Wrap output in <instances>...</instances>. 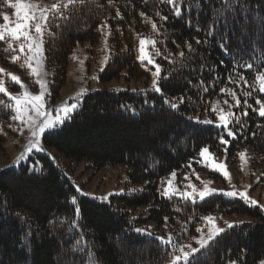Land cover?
<instances>
[{"label":"trees","instance_id":"16d2710c","mask_svg":"<svg viewBox=\"0 0 264 264\" xmlns=\"http://www.w3.org/2000/svg\"><path fill=\"white\" fill-rule=\"evenodd\" d=\"M248 3L264 12V0H248ZM6 9H10L8 4L0 3V13ZM117 10L122 18L116 17ZM157 12L168 19H161ZM65 14L71 19L58 21L62 27L51 28L54 36L45 34L46 58L54 70L55 92L66 81L75 47L85 42L96 44L106 28L98 25L105 24L110 33L111 54L100 74L102 82L123 77L126 82L143 80L144 84L135 89L103 88L89 93L81 108L73 113L74 118L61 126L60 131L43 135V145L67 158L89 161L97 168L123 165L129 182L142 186L129 194L112 196L110 204H102L98 199L80 195L72 177L48 154H37L18 169H4L0 172V213H6L9 218L0 220V264H25L26 253L20 242L29 230L32 264H73L77 233L87 248L101 257L100 264H170L167 249L153 238L156 236L143 235L134 229H145L144 224L151 221L153 227L162 229V237L166 239L172 234L175 240L186 245L194 242L197 229L204 223L202 218L210 213H242L261 218L259 208L248 206L240 199L213 195L195 204H185L178 197L169 200L161 195L164 178L173 171H184L191 164H197L205 147L225 153L230 159L242 150H250L252 164L264 178V117L258 115L259 105L255 102L260 99L264 103V94L259 93L255 80L256 75L264 72L260 67L264 59L260 49H256V57L249 59V54L243 51L247 45L238 48L235 39L228 53L212 40L197 45L195 40H205V34L194 26L195 12L191 14L193 24L189 25L186 7L182 16L176 17L173 6L161 0H112L111 5L107 0H88ZM153 22L157 24L155 31L151 27ZM72 23L79 27L72 28L69 26ZM207 23V17L201 14V28H206ZM140 36L154 38L156 49L162 53L157 56V62L162 69L158 85L163 95L150 85L151 67L138 60ZM188 43L197 49L207 67H214V72L207 68L201 72L199 58L190 65L196 68L195 72L182 67L189 63ZM6 47V42H0L1 61L19 68L11 62L12 53ZM181 51L185 52V58L179 56ZM170 60L176 63L170 64ZM246 63L254 64L252 70L239 67ZM234 69L245 75L250 87L229 83L228 76ZM216 75L219 80L211 83ZM165 76L167 80L163 79ZM200 80L208 87L207 93L203 92ZM221 88L236 91L241 100V106L232 109L236 113L244 111L243 91H253V96L248 98L253 107L247 109L246 117H241L247 127L235 139L227 137L214 124L195 123L206 119L216 121L212 105L217 102L224 111L229 110L223 103L225 99L235 105L230 96L220 92ZM182 95L185 103L178 112L164 103L165 99ZM189 97L194 103H189ZM4 102L11 103L8 99ZM13 114L0 113V140L4 138L3 132L11 129L14 121L9 117ZM233 128L239 125L234 124ZM222 135L229 143L220 142ZM33 167L37 172L29 171ZM30 189L42 196V204L28 199ZM73 196L77 198L76 207L81 209L74 232L70 225L75 218ZM177 207L182 210L178 212ZM138 209L135 215L133 210ZM238 258L241 264H259L264 260V222H243L238 228L228 229L214 242L211 256L202 264H230ZM75 264H80V260L76 259Z\"/></svg>","mask_w":264,"mask_h":264},{"label":"snow or ice","instance_id":"6c2138e0","mask_svg":"<svg viewBox=\"0 0 264 264\" xmlns=\"http://www.w3.org/2000/svg\"><path fill=\"white\" fill-rule=\"evenodd\" d=\"M88 0H66L64 3L53 4L51 8L41 7L38 3H32L30 0H15V3H11L10 0H0V3L8 4L11 8L15 10L16 20L14 25L9 23V16L3 15V21L5 23L0 24V42H6V50L13 53L11 55V60L13 63L22 60L20 67H26L32 77H38L36 83L39 85L40 94L32 95L28 91H24L22 95H11L7 92L4 86V80L0 79V94H3L11 103L5 105L3 100H0V113L11 112L14 113L9 117L11 121H18L24 127H27L31 133V139L29 140V146L26 148V152H32L34 149H39L41 145L42 135H50L53 132L60 131L61 126L65 125L68 121L72 120L73 113H76L82 106V101L84 96L87 94L86 89H82L78 93L77 97L74 98V102L71 104H65L62 107L53 109L54 114H50L45 108V96L47 94V81L43 79V60L44 55V36H54L55 33L51 31V28H61L62 25L58 21H69L71 19L70 15H66L70 9H74L77 4L84 5ZM108 4H112V0H107ZM163 3L173 6L174 15L176 17H181L183 10L186 7L189 17L187 23L189 25L193 24V19L191 14L195 12V28L198 31H203L205 34V40L201 41L196 39L195 43L200 45L201 43H208L210 40L215 41L216 45L220 47L225 53L231 51L233 40L236 41V46L239 48L243 45H247L243 48V51L249 54V59L256 57V49H260L261 57H264V12H261L254 4L249 5L248 0H161ZM195 5V7H193ZM201 14L207 17L208 23L206 28H201L200 17ZM117 18H122L119 10L115 13ZM144 16V13L140 14ZM163 20H167V16H161L159 12L156 14ZM51 26V27H50ZM100 28L107 27V25H98ZM152 29L155 31L157 29V24L155 22L151 25ZM237 29L239 30L237 33ZM163 42V41H161ZM17 44L18 47H13V44ZM157 41L140 39L139 40V55L138 60L140 62H147L149 65L155 67V71L152 73L153 90L157 93H162L161 87L158 85L161 79L160 73L162 71L161 66L156 64L149 52V47H155ZM19 54H16V53ZM187 52L190 54L187 59L188 64H183L182 67H189L191 71L195 72V67H190L194 64L195 60L199 58L201 60L200 71L203 72L206 68L209 72H214V67H207L203 63V57L197 52V49L192 46L191 43L187 44ZM156 56L162 55L161 51L157 48L155 51ZM239 55V53H237ZM181 58H185L186 54L184 51L179 53ZM167 59V57H165ZM170 64L176 63L174 60L169 61ZM240 68L247 67L248 70H252L254 67L253 63H246L244 65H239ZM260 67L264 68V59H262ZM180 69H174V71H179ZM3 74V69H0V75ZM12 82L20 84L23 88V84L20 82V78L16 75L8 74ZM233 76H237V79H233ZM167 80L168 76L163 77ZM219 80V76L213 77L211 83H215ZM255 80L259 85L258 91L264 94V72H260L255 76ZM228 81L231 84H237L242 87H250L248 80L245 75L240 74L239 70H235L229 74ZM189 84L192 83L191 80L188 81ZM200 86L203 88V92H208V87L204 85V81L200 80ZM135 91V90H134ZM220 92L227 96H230L235 105L229 103L228 99H225L223 103L228 106L227 113L224 112L219 104L212 105V111L216 114L217 123L214 124L215 127L223 130L227 137L235 139L239 132H242L247 125L242 122L241 117H246L248 115L247 109L253 106L248 102V98L253 96V91H243V96L246 98L243 103L244 111L241 113L233 112L232 109L235 106L239 108L241 106V100L238 98L237 93L232 88H221ZM178 100V102H176ZM189 103H194L192 99L188 98ZM256 104L259 105L258 115L264 117V103L260 99H256ZM147 103V101H146ZM164 103L168 105L169 109L176 110L180 109V105L185 103V96H180L179 98L173 97L172 99H165ZM127 107V106H123ZM154 110V106H153ZM191 119V118H189ZM195 123L200 124H213V120H197ZM239 125V128L234 129L233 125ZM255 135V133H253ZM222 144L229 143L228 140L224 139V136L219 137ZM208 148L205 147L200 152V157L206 161V166H211L215 170L221 172V174L228 179L229 173L225 170L223 164L215 163L214 161L207 160ZM240 157L243 160L245 153H240ZM27 157L25 153H21L17 158V163L23 161ZM15 165H13L14 167ZM32 173L37 172V169L33 167L29 170ZM173 178L176 177V172L171 173ZM187 179V177H185ZM168 187H164L161 191V195L171 200L173 197H178L185 204L191 203L195 204L198 201H204L207 197L213 195H223L229 198L239 197L247 201L249 204L255 206L257 201L251 200L246 192L236 191H225L218 192L216 189L208 187L206 184L202 190L196 188L195 185L189 183L185 185V190L180 191L179 188L172 187L173 180L167 181ZM190 188L191 191L187 189ZM79 192V188L77 189ZM115 195L114 193H109V196ZM101 201L102 204H110L108 196L96 198ZM77 198L75 196L71 197V204L74 206V219L70 221L71 228L73 232L75 231L76 225L81 217V209L76 207ZM2 206V205H0ZM264 210V206H261ZM178 212L182 209L177 207ZM6 213H0V220L8 219ZM191 218V217H190ZM208 224V235L207 238H201L196 240L198 247H192L190 244L185 245L179 240H175L172 234H169L167 238L164 237H153L155 240L159 241L160 245L167 249V256L170 264H202L203 261L208 260L213 251V244L223 233L228 229L238 228L240 224H233L225 221L227 229L223 227H218L215 223V218L212 216H204L202 218ZM167 220V217H165ZM31 226H29L30 228ZM250 228H254V225H250ZM137 233L151 236L150 232L146 230L136 228L134 229ZM201 229H197L200 232ZM25 235V239L21 240L20 247L25 251L26 258L25 264H32L31 261V241L27 237L32 236L31 230H29ZM74 242L76 248L73 250V264H75L76 259L80 260V264H100L101 257L98 254L90 251L85 245V241L77 233L74 237ZM185 249H188L187 251ZM81 252L84 255H81ZM178 253V254H177ZM230 264H241L240 259L230 261ZM259 264H264V260H261Z\"/></svg>","mask_w":264,"mask_h":264},{"label":"rangeland","instance_id":"374dc122","mask_svg":"<svg viewBox=\"0 0 264 264\" xmlns=\"http://www.w3.org/2000/svg\"><path fill=\"white\" fill-rule=\"evenodd\" d=\"M11 3H15V0H10ZM32 3H38L41 7L51 8L53 4L64 3L66 0H30ZM10 7V6H9ZM3 15L9 16V23H15L16 16L15 10L10 7L0 13V24L5 23L3 21ZM72 28L79 27L76 23H72ZM140 39L155 40L150 36H140ZM45 41V36H44ZM13 47H18L17 44H13ZM44 55L43 60V79L47 81V94L45 96V108L50 114L53 109L62 107L65 104H71L74 102V98L77 97L78 93L82 89L87 90V94L93 93L97 90L107 88L115 91H122L127 89H135L138 86H142L144 81H130L126 82L125 79H113L108 82H102L100 78L101 71L105 68L110 54H111V43H110V33L109 29L106 27L101 32V37L98 42L94 45H90L88 42L79 43L73 53L70 56L67 77L65 83L55 92L53 84L55 82L54 70L48 66L45 43H44ZM139 49V46H138ZM149 52L152 55L153 60L156 64L157 56L155 55V47H149ZM13 54V53H12ZM16 54H19L18 52ZM139 55V52H138ZM11 60V57H9ZM12 62V60H11ZM13 63V62H12ZM22 60L13 64L19 66L16 68L13 65L4 64L0 59V69H3V74L0 75V79L4 80V86L8 93L11 95H22L24 91H28L32 95H39L40 88L36 83L38 77H32L29 70L26 67H20ZM147 64V62H144ZM151 67V79L150 85H152L153 76L152 73L155 71L153 65ZM8 74L16 75L20 78L21 84H16L11 81ZM85 95V96H86ZM84 96V97H85ZM7 99L3 94H0V100L5 101ZM84 99V98H83ZM259 112V106L257 108ZM227 113V111H224ZM217 123L216 121H213ZM10 130H5L3 132L4 138L0 140V172L4 169L13 168L18 169L21 164L28 162L31 158L36 157L37 154H48L52 159H54L58 164L70 175L73 179L74 186L76 189L79 188V194L89 198H99L108 196L111 200L112 196L129 194L133 190L140 188L141 183L133 184L129 182L127 168L123 165H105L103 167L97 168L92 166L89 161H76L71 158L65 157L63 154L56 152L52 148H46L43 145V135L41 137L40 148L34 149L32 152H26V148L29 146V140L31 139L30 130L24 127L18 121H14L10 126ZM21 153H25L27 157L23 161L17 163V158ZM240 153H245V157L242 160ZM200 157V154H199ZM208 161H214L218 164H223L225 170L229 173V178L226 179L221 172L215 170L211 166H206V161L200 157L197 160V164H191L184 171H175L176 177L173 178L171 173L168 174L163 181L162 189L168 187L167 181L173 180L172 187L179 188L182 192L185 190V185L191 183L195 185L197 189L202 190L205 184L218 192L225 191H236L246 192L251 200L257 201L255 206L249 204L247 201L236 198L227 199H240L244 201L248 206L253 208H259L261 210V218L254 215L242 214V213H232V214H213L210 213L206 216H212L215 218V223L218 227H223L227 229L225 221L233 224H239L240 222H264V210L261 206H264V178L263 173L256 167L253 166L251 161L250 150H242L239 152L236 158H228L227 155L219 154L208 149L207 154ZM187 177V179H185ZM161 189V191H162ZM191 191L190 188L187 189ZM31 194L28 199H32L36 204H42L41 198L37 191L30 189ZM109 193H114L115 195L109 196ZM211 197V196H210ZM209 198V197H207ZM206 198V199H207ZM99 200V199H98ZM140 209L133 210L134 214L137 215ZM151 221L144 224L147 232H150L152 236L162 237V229H157L153 227ZM208 224L204 221L201 231L194 238V242L187 243L186 245H191L192 247H198L196 240L207 238L208 235ZM186 251L188 249H185Z\"/></svg>","mask_w":264,"mask_h":264}]
</instances>
